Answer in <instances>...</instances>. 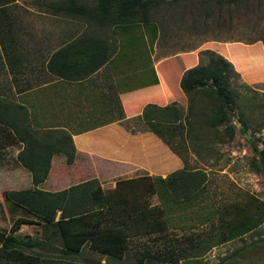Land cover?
I'll list each match as a JSON object with an SVG mask.
<instances>
[{
    "label": "trees",
    "instance_id": "16d2710c",
    "mask_svg": "<svg viewBox=\"0 0 264 264\" xmlns=\"http://www.w3.org/2000/svg\"><path fill=\"white\" fill-rule=\"evenodd\" d=\"M190 1H199V8L205 5L203 13L208 18L214 14L215 8L221 10L246 0H95L92 7L76 3L60 4L57 11L78 17L94 28L110 30L119 40V47L113 43L103 46L101 40L92 39L93 52H90L87 45L84 48L77 45L84 40L81 38L75 44L57 51L47 63L48 71L65 80L84 79L109 62L115 53L117 57L113 62L139 61L141 66L151 67V53L159 36V11L166 6ZM257 52L258 59L264 61L262 52ZM198 58L199 64L186 70L180 80V88L188 99L186 110L173 102L164 107L150 104L142 111L149 130L184 164L183 169L176 170L166 178L155 179L159 186L152 187V193L155 190L158 207H150V203L144 199V193L148 196L146 189H137L133 196L128 195L121 187L124 182H117L112 192L103 191L96 180L55 193L36 189L45 182L53 157H63L66 165L73 164L76 151L72 135L65 130L38 129L32 124L25 107L0 102V127L10 131L9 142L22 145L16 160L29 172L34 186L32 190L11 191L8 198L13 207L24 208L44 222L41 238L22 239L15 234L21 225L32 222L24 218L14 220L9 229L10 235L0 244L1 260L43 264L44 257L57 256V260L68 259L64 264H72L71 261L87 245L93 252L121 259L128 251L132 238L158 234L167 228L166 218L186 211L193 201H198L206 190L208 177L203 170L188 169L186 161L173 146L176 137L188 145L211 146L212 132L218 133L223 128L231 139L235 134L231 118L237 110V122L242 134L248 131L243 120L248 92L242 90L246 86L241 83L239 72L230 61L214 51H200ZM196 95H203L212 101L210 111L196 106ZM249 148L253 153L251 170L264 175V141L262 149L255 143L250 144ZM232 210V214L228 208L223 212L215 210L199 221L207 224L215 216L218 217L219 223L212 227V231L219 233L215 239L212 237L214 243L206 250L233 240H242L264 224V203L254 197L246 196ZM185 241L188 247H181L184 245L181 242L175 247L165 248L153 258L178 264L179 258L189 257L186 255L191 250L200 248V243L195 239ZM236 255L234 253L232 256Z\"/></svg>",
    "mask_w": 264,
    "mask_h": 264
},
{
    "label": "crops",
    "instance_id": "0c3cea01",
    "mask_svg": "<svg viewBox=\"0 0 264 264\" xmlns=\"http://www.w3.org/2000/svg\"><path fill=\"white\" fill-rule=\"evenodd\" d=\"M75 3L92 7L95 0H0V102L25 107L38 129L65 130L72 135L75 160L57 171V156L53 157L42 184L45 191L59 192L57 189L78 178L85 180L68 188L96 180L103 191L112 192L117 182H124L121 187L129 193L128 189L147 182L148 196L144 193L143 197L152 203L158 199L155 190L152 193L155 179L166 178L184 164L149 130L142 111L150 104L164 107L173 102L186 110L188 100L180 80L186 70L199 64L198 55H176L172 61L179 59L185 65L180 68L175 63L169 76L161 71L169 60L157 63L151 57V67H143L139 61L113 62L115 53L87 78H59L48 71L49 59L81 38L84 40L77 45H87L90 52L92 39L101 40L103 46L113 43L119 47L110 30L57 11L60 4ZM35 16H40L38 21L47 18L45 28ZM75 23L80 25L74 28ZM3 129L0 127V153L17 149L9 173L31 181L29 172L16 160L22 145L9 142L10 131Z\"/></svg>",
    "mask_w": 264,
    "mask_h": 264
},
{
    "label": "rangeland",
    "instance_id": "374dc122",
    "mask_svg": "<svg viewBox=\"0 0 264 264\" xmlns=\"http://www.w3.org/2000/svg\"><path fill=\"white\" fill-rule=\"evenodd\" d=\"M199 7V1H190L166 6L159 11L160 23L157 21L159 36L151 57L157 63L169 60L161 67L162 73L167 76L171 74L169 71L175 68V63L178 62L180 68L185 65V62L182 63L179 59L172 61V58L182 53L193 52L199 55L200 51L210 50L228 61L232 60L231 63L240 74L241 83L246 86L242 90L248 92L247 110L243 119L248 131L245 135L242 134L237 122L239 118L237 110L231 118V123L235 127V134L231 139L223 128L218 133L212 132L211 146L196 147L190 143L188 145L179 139L180 137H176L173 146L186 161L188 169L203 170L208 177L206 190L198 201H193L186 211H179L166 218L167 228L158 234L132 238L128 251L121 259H113L93 252L87 245L82 253L71 261L72 264H86L85 261L101 264H150L148 262L174 264L167 260H155L156 258L153 257L158 253L161 254L165 248L172 245L175 247L181 242L184 244L181 247H188L189 244L185 241L188 238L200 243V248L191 250L186 255L189 257L179 258L178 264H264V224L245 235L242 240H233L206 250V247L214 243L219 233L212 231V227L219 223L218 217L215 216L207 224L199 222L215 210L223 212L228 208L232 214V207L242 203L246 196L254 197L264 203V175L251 170L253 153L249 148L250 144L255 143L259 149H262L264 141V67L261 68L264 61L258 59L257 52L260 50L264 55V0H246L244 3L221 10L217 8L214 10L213 7L214 14L208 18H205L203 13L205 5ZM39 18L40 16H35L36 21ZM46 19L43 17L38 24H43L45 28ZM74 25V28H77L80 24ZM229 54H231L230 58ZM194 98L197 107L210 111L212 102L210 99L203 95H196ZM16 150L12 147L0 153V234L10 235L9 229L14 220L24 218L32 224L21 225L15 235L22 239H39L42 237L44 222L24 208L13 207V203L8 198V193L11 191L34 188L27 176L15 177L9 173L11 164L15 161ZM56 163L57 171L62 168L64 170L66 164L63 157H57ZM82 180L85 179H75L57 191L68 189L69 186ZM145 183L147 182H141L128 194L133 196L137 189H145ZM42 184L36 189H40V186L42 188L40 190H47ZM154 185L157 188L159 186L156 182ZM145 200L149 202L150 199ZM157 200L149 203L153 207H158ZM234 253L237 255L232 256ZM64 262H68V259L57 260V256H46L43 259V264H64ZM0 264L18 263L0 259Z\"/></svg>",
    "mask_w": 264,
    "mask_h": 264
},
{
    "label": "water",
    "instance_id": "95a60500",
    "mask_svg": "<svg viewBox=\"0 0 264 264\" xmlns=\"http://www.w3.org/2000/svg\"><path fill=\"white\" fill-rule=\"evenodd\" d=\"M5 237H6L5 235L0 234V244H2L4 242ZM85 262H86V264H101V263H94L92 261H85Z\"/></svg>",
    "mask_w": 264,
    "mask_h": 264
}]
</instances>
